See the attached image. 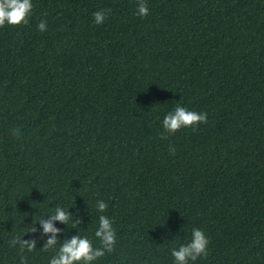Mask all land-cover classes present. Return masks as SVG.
<instances>
[{
  "label": "trees",
  "instance_id": "1",
  "mask_svg": "<svg viewBox=\"0 0 264 264\" xmlns=\"http://www.w3.org/2000/svg\"><path fill=\"white\" fill-rule=\"evenodd\" d=\"M145 2L32 0L0 28V264H48L76 234L99 247L100 215L116 244L91 264H174L193 228L208 255L189 264H264V0ZM177 105L207 122L164 132ZM57 206L72 219L44 250Z\"/></svg>",
  "mask_w": 264,
  "mask_h": 264
},
{
  "label": "clouds",
  "instance_id": "2",
  "mask_svg": "<svg viewBox=\"0 0 264 264\" xmlns=\"http://www.w3.org/2000/svg\"><path fill=\"white\" fill-rule=\"evenodd\" d=\"M33 10L32 0H0V28L5 25L18 26L21 24H27L29 17ZM110 9H102L92 13L94 23L102 24L106 15L110 13ZM149 13L148 6L145 0H138L136 14L140 17H145ZM37 29L40 32L47 30V21L41 20ZM207 122V113H198L196 111H190L185 107L177 105L172 111L168 112L163 120L162 127L166 133H175L181 128L194 127L197 124ZM17 134L18 129L14 130ZM167 137L162 135L161 139ZM170 154L175 153V148H169ZM108 208V204L103 200H99L96 203V210L99 213H104ZM50 219L44 221L40 220L43 232L50 233L51 236L47 239L43 245L44 250L56 249L58 244L57 234L60 229L53 226V221H60L67 225L72 219V214L64 208L57 206L52 214L49 215ZM73 228L80 225V220L73 222ZM112 220L105 216L100 215L98 218V228L95 231V237L99 239L100 246L94 247L92 241L79 234L71 236L70 239L59 242V248L56 249L55 255L51 257L48 264H91V262L103 257L105 253H111L114 251L116 244V233L113 229ZM34 226L28 232H35ZM19 245L21 251L25 249L29 252L36 248V241L34 239L22 240L21 237H13L10 241V245ZM209 238L206 237L203 230L193 228L191 233V240L180 245L178 248L171 250V256L174 258V264H189V262H195L200 257H207L208 255ZM22 264L26 262L22 259Z\"/></svg>",
  "mask_w": 264,
  "mask_h": 264
}]
</instances>
